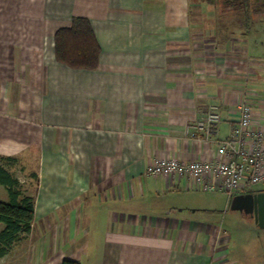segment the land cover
<instances>
[{
    "label": "crops",
    "instance_id": "0c3cea01",
    "mask_svg": "<svg viewBox=\"0 0 264 264\" xmlns=\"http://www.w3.org/2000/svg\"><path fill=\"white\" fill-rule=\"evenodd\" d=\"M25 1L40 29L20 42L0 30V156H35V187L25 188L34 220L0 264H247L231 262L220 228L198 216L209 210L160 200L194 191L185 179L146 169L160 157L209 159L215 147L182 130L217 106L216 137L226 138L245 90L264 121V71L247 24L250 14L261 20L260 4ZM74 17L91 23L96 70L56 60L55 32Z\"/></svg>",
    "mask_w": 264,
    "mask_h": 264
},
{
    "label": "built area",
    "instance_id": "2783aa9c",
    "mask_svg": "<svg viewBox=\"0 0 264 264\" xmlns=\"http://www.w3.org/2000/svg\"><path fill=\"white\" fill-rule=\"evenodd\" d=\"M237 109V120L224 139L216 137L221 122L217 106H210L202 119L182 130L188 142L215 147L209 159L156 158L147 166L146 175L185 179L194 191L225 193L229 204L237 195L264 192V121L255 117L247 90L239 98Z\"/></svg>",
    "mask_w": 264,
    "mask_h": 264
},
{
    "label": "rangeland",
    "instance_id": "374dc122",
    "mask_svg": "<svg viewBox=\"0 0 264 264\" xmlns=\"http://www.w3.org/2000/svg\"><path fill=\"white\" fill-rule=\"evenodd\" d=\"M13 0H0V30H12L9 40L20 42L28 38L29 30L40 29L39 11L36 12L35 6L31 4H8ZM21 1V0H19ZM217 12L220 9L228 8L223 0H217ZM264 3V0H261ZM248 2V1H247ZM261 8V20L255 22V18L250 14L247 17V24L254 27L250 38L251 53H254L260 59V69L264 71V4L259 0H249L248 7L252 6ZM252 6V7H253ZM40 6H37L39 8ZM40 10V9H39ZM35 11V12H34ZM38 14V21L35 16ZM36 28V29H34ZM35 156L25 155L19 158V163L10 168L11 171L22 182L24 188L28 191L34 190V180L30 178L36 168ZM8 193L3 186H0V201H8ZM160 200L165 203H174L183 207H197L205 211H199L198 216L208 218L220 228L222 238L225 239L226 255L230 261L241 259L240 261L249 264L264 263V230L259 229L254 220L244 213L232 211L228 203V197L225 193H201L197 191L172 192L170 194H161ZM174 201V202H173ZM3 228L0 225V230ZM261 249L263 252L261 253ZM262 256H261V255ZM235 259V260H234ZM237 262V261H236ZM158 264V263H157Z\"/></svg>",
    "mask_w": 264,
    "mask_h": 264
},
{
    "label": "trees",
    "instance_id": "16d2710c",
    "mask_svg": "<svg viewBox=\"0 0 264 264\" xmlns=\"http://www.w3.org/2000/svg\"><path fill=\"white\" fill-rule=\"evenodd\" d=\"M55 57L73 69L96 70L99 67L100 47L91 23L83 17H74L69 26L58 29L54 35ZM19 163L16 157L0 156V186L8 193V201H0V258H3L26 237L34 220L35 198L29 195L16 175L10 170ZM60 264H81L65 259Z\"/></svg>",
    "mask_w": 264,
    "mask_h": 264
},
{
    "label": "water",
    "instance_id": "95a60500",
    "mask_svg": "<svg viewBox=\"0 0 264 264\" xmlns=\"http://www.w3.org/2000/svg\"><path fill=\"white\" fill-rule=\"evenodd\" d=\"M229 206L232 211L250 216L256 226L264 230V192L237 195L233 197Z\"/></svg>",
    "mask_w": 264,
    "mask_h": 264
},
{
    "label": "flooded vegetation",
    "instance_id": "af4514ba",
    "mask_svg": "<svg viewBox=\"0 0 264 264\" xmlns=\"http://www.w3.org/2000/svg\"><path fill=\"white\" fill-rule=\"evenodd\" d=\"M244 0H223L224 4L227 5H232L234 7L240 6Z\"/></svg>",
    "mask_w": 264,
    "mask_h": 264
}]
</instances>
